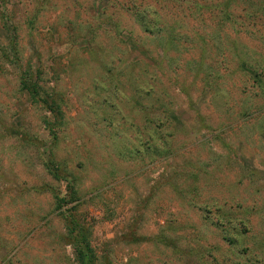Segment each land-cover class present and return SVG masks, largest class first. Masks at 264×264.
Masks as SVG:
<instances>
[{"label":"rangeland","instance_id":"1","mask_svg":"<svg viewBox=\"0 0 264 264\" xmlns=\"http://www.w3.org/2000/svg\"><path fill=\"white\" fill-rule=\"evenodd\" d=\"M226 1L0 0V44L18 47L0 53V264L79 263L70 216L95 264H264V11L240 0L227 20ZM139 8L149 28H177L174 47L144 32ZM29 67L66 124L21 91ZM162 105L169 156L137 131ZM50 161L78 178L76 208L57 205L68 191Z\"/></svg>","mask_w":264,"mask_h":264},{"label":"trees","instance_id":"2","mask_svg":"<svg viewBox=\"0 0 264 264\" xmlns=\"http://www.w3.org/2000/svg\"><path fill=\"white\" fill-rule=\"evenodd\" d=\"M240 0H227L226 2H224L222 4V12L227 13L224 16V19L227 20H232V19H236L234 18V16H232L229 12L230 9L234 8L237 6V2ZM258 10H262L264 11V0H257V3L254 5ZM197 7V6H196ZM134 8H136V6L134 5ZM198 9L200 11L201 7L200 5L198 6ZM140 10V11H139ZM139 10L137 11L138 14L137 15V19L141 22V27L144 30V32L147 33H151L150 35H152V37L156 38L157 40H159L160 44L162 45V47H165L166 50L171 49L172 47H174V42L176 41V37H175V33L177 32V28L174 26H171L167 28L164 26V24H162V22H160V18L158 17L157 20L154 21H150L149 23H151V27H153L155 30H152L153 28H149L148 22H143V15H145L147 8H139ZM153 25V26H152ZM136 44H134L135 48H138L139 52L141 55L143 56H147L148 52L145 48H141L139 46L138 42H135ZM176 46V45H175ZM13 52L14 55L13 57H17L18 54V47L17 45H15L14 42L10 41L9 44L7 46L5 45H1L0 44V53L2 55V57L6 60H9V56H7L8 52ZM164 51V50H163ZM167 52H164V54H166ZM163 58H160V60H155L157 62L156 64V68H158V70L165 74L168 73V71L165 69V67L163 66L162 63ZM205 60L203 59V62ZM19 59L15 61L16 64H19ZM202 62V63H203ZM240 68L243 70H248V65L246 63L245 60H241L240 61ZM145 70L149 69V66L145 65ZM138 67L137 63H135V65L133 66ZM143 74V73H142ZM40 73L38 72V75L34 74L32 67H29L28 70L22 72V75L20 76V88L21 91L26 93L30 99H32L33 102H35V104L39 105L40 107H42L46 112H48L52 118H53V125L55 126H59L61 124H66L65 120H64V114H63V110H62V102L58 99V97L53 93V92H48L45 91L40 83L42 82V79L39 78L40 77ZM141 75V74H140ZM154 79V78H153ZM264 79L261 76H256L255 77V82L259 83L262 87H264ZM153 81H156L155 79ZM135 86H136V94L134 96V102L137 106V111L140 115V113H147L148 107L146 105H144L142 103V101L140 100V95H142V91H144L145 88H142V85L145 87L148 85V82L141 81L139 79H135ZM149 87V86H147ZM152 91H154V88H152ZM160 103V102H159ZM156 104V103H155ZM152 106V105H151ZM153 107V106H152ZM161 113L157 116H151V123L154 124L155 126L158 123H162L163 121H170L169 115L171 113V111L167 108L166 105H162L160 108H158ZM148 118V117H147ZM160 125H157L155 128L151 129L150 133L148 131L147 125L143 126L141 129L138 128L137 131L140 130L141 136L144 134L146 135V139L144 140L148 146L146 148V151L148 153H151L153 155H165V156H169L172 153V146L170 144H166L168 143L167 137L163 136L164 132L160 130ZM142 130V132H141ZM147 133V134H146ZM58 138V134L53 132V139L56 140ZM157 142H162L161 144L165 146V148H163L162 150H160V148L155 147L154 145ZM161 151H163L164 153H162ZM130 155L132 156H138L140 154V150L136 147H134L133 149L130 150L129 152ZM121 155V154H120ZM122 157H124L123 155H121ZM129 156V155H128ZM45 167L47 169V173L55 180L57 181H63L64 183H66V187H67V191H68V196L65 198H60L59 196H56V200H57V205L58 206H62L65 203H69L72 204L74 202H76L74 208H76L77 206V202H79V197L78 194L79 192L77 191V189L75 188L76 183L78 182V178L72 174L67 173L64 170H67L65 167H60L59 164H57L54 161H50V162H46ZM70 219H72V221H69L70 226H69V235H70V239L74 248V255L76 256L77 260L79 261V263L77 264H95V255H94V250L91 247L90 244V240H89V232L84 230L83 228H81L77 221L70 216ZM224 240L229 243L231 246L235 245L236 242L234 238H231L227 235V237H224ZM217 261V260H215ZM217 264V263H216Z\"/></svg>","mask_w":264,"mask_h":264}]
</instances>
